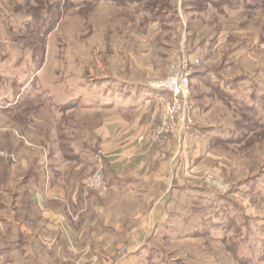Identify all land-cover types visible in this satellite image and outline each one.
<instances>
[{"label":"rangeland","instance_id":"1","mask_svg":"<svg viewBox=\"0 0 264 264\" xmlns=\"http://www.w3.org/2000/svg\"><path fill=\"white\" fill-rule=\"evenodd\" d=\"M162 47L167 62L154 56ZM182 59L194 66L181 120L193 108L186 146L199 179L167 197L134 264H264V0H0V150L9 155L1 136L15 134L4 125L27 123L36 141L53 139L56 125L63 157L88 151L74 180L101 193L86 186L97 169L105 177L94 160L105 93L96 82L145 95ZM161 92L162 123L172 98ZM16 132L13 150L30 152Z\"/></svg>","mask_w":264,"mask_h":264},{"label":"crops","instance_id":"2","mask_svg":"<svg viewBox=\"0 0 264 264\" xmlns=\"http://www.w3.org/2000/svg\"><path fill=\"white\" fill-rule=\"evenodd\" d=\"M135 51L128 56L137 57ZM156 52L161 62L172 54L165 48ZM96 84L105 88L94 146V160L103 161L107 182L101 193H88L82 176L74 180L88 151L79 159L63 157L56 125L49 141L31 139L27 123L4 125L15 134L1 136V149L12 157L0 161V264H134L144 239L167 217L172 204L167 197L179 194L181 182L199 179L191 165L197 157L186 146L193 108L185 125L178 115L169 131L158 134L165 93L121 95L105 79ZM85 128L58 127L66 132ZM15 130L29 137L30 152L13 150V142L21 143Z\"/></svg>","mask_w":264,"mask_h":264},{"label":"built area","instance_id":"3","mask_svg":"<svg viewBox=\"0 0 264 264\" xmlns=\"http://www.w3.org/2000/svg\"><path fill=\"white\" fill-rule=\"evenodd\" d=\"M194 64V63H192ZM193 65H189L185 60L175 61L170 67L168 76L162 81L150 82L149 87L156 91H168L171 94L172 101L166 109V117L158 128V134L169 131L171 124L175 122V117L180 116V120H184L182 114V99H186L190 88V76L193 72ZM5 152L0 150V159L6 157ZM213 183L216 181L212 180ZM86 186L90 190L105 191L107 182L100 171L97 169L86 181Z\"/></svg>","mask_w":264,"mask_h":264},{"label":"trees","instance_id":"4","mask_svg":"<svg viewBox=\"0 0 264 264\" xmlns=\"http://www.w3.org/2000/svg\"><path fill=\"white\" fill-rule=\"evenodd\" d=\"M3 164H7V163H6V161H4V163H3Z\"/></svg>","mask_w":264,"mask_h":264}]
</instances>
